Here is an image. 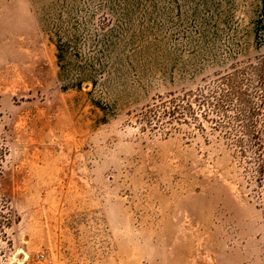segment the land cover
I'll list each match as a JSON object with an SVG mask.
<instances>
[{
    "label": "rangeland",
    "instance_id": "1",
    "mask_svg": "<svg viewBox=\"0 0 264 264\" xmlns=\"http://www.w3.org/2000/svg\"><path fill=\"white\" fill-rule=\"evenodd\" d=\"M263 53L264 0H0V264H264L252 142L149 111Z\"/></svg>",
    "mask_w": 264,
    "mask_h": 264
},
{
    "label": "trees",
    "instance_id": "2",
    "mask_svg": "<svg viewBox=\"0 0 264 264\" xmlns=\"http://www.w3.org/2000/svg\"><path fill=\"white\" fill-rule=\"evenodd\" d=\"M149 111L161 123L184 122L200 129L210 123L235 129L238 141L246 138L255 146L258 172L264 174V138L259 124L260 117L264 121V53L232 65L194 90L160 97Z\"/></svg>",
    "mask_w": 264,
    "mask_h": 264
}]
</instances>
